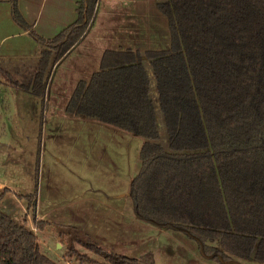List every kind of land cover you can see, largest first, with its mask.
<instances>
[{"label":"trees","instance_id":"16d2710c","mask_svg":"<svg viewBox=\"0 0 264 264\" xmlns=\"http://www.w3.org/2000/svg\"><path fill=\"white\" fill-rule=\"evenodd\" d=\"M99 1L81 0L77 20L48 39L10 0L15 23L42 47L24 89L45 97L55 67L86 35ZM157 6L168 18L170 49L106 50L100 71L77 84L66 114L146 140L130 190L140 220L182 230L222 264H264V0H157ZM158 111L169 151L159 143ZM63 230L68 256L79 244L107 264H156L153 253L125 256L75 227ZM0 264L58 263L41 251L33 230L0 210Z\"/></svg>","mask_w":264,"mask_h":264},{"label":"rangeland","instance_id":"374dc122","mask_svg":"<svg viewBox=\"0 0 264 264\" xmlns=\"http://www.w3.org/2000/svg\"><path fill=\"white\" fill-rule=\"evenodd\" d=\"M140 2L135 12L131 13L133 6L127 4L121 14L116 15L108 36L96 42L89 38L64 63L57 64L49 79L45 98L26 92L29 89L23 86L29 88L30 82L25 75L19 78L17 86L21 96L16 98V84L11 83L8 74L0 75V103L1 107L4 103L7 107L3 111L4 117L12 115V109L18 103L20 122L34 126L20 132V139H3L11 147H3L4 151H9L6 152L7 157L5 153L1 158L4 161L1 164H11L14 173L13 177L9 176L3 170L4 166L0 165V175H4V180H10L13 187V191L1 189L0 192L4 194L0 200V210L13 221L26 224L33 230L38 236L41 251L58 264H107L101 256L79 244H74L77 253L68 256L69 238L62 232L69 227L89 234L102 248L125 256L141 257L153 253L156 264H222L205 258L199 243L182 230L156 227L136 216L130 190L142 166L140 153L146 141L143 137L118 126L84 122L66 114V107L77 86L70 78V62L85 56L91 47L95 46L93 50L97 51L105 47L116 49L119 44L115 40L121 31L130 33L131 25L135 24L141 28L142 41L139 43L137 37L133 36L128 41L129 47L134 49L137 47L135 44H140L147 51L170 49L168 18L158 9L157 0ZM107 4L105 1L100 4L98 24L104 22ZM1 10L2 13L5 11ZM129 15L130 19L127 17ZM14 26L15 29L8 28L4 34H0V66L11 74L19 70L18 66L14 68L11 65H16L18 60L12 58L11 50L25 48L33 57L35 54L29 44H36L39 56L42 49ZM97 28L98 25L93 34ZM9 35L12 36L4 39ZM90 43L93 46H89ZM146 65L149 66L148 62ZM92 69L100 71V66L96 67L94 60ZM148 70L152 80L151 94L160 111L153 73L151 68ZM159 130V143L169 151L161 112ZM10 150L13 161L9 158ZM3 153L0 152V155ZM118 209L124 217L120 216ZM36 221L43 223L37 226ZM122 224H125V228L117 233L114 227ZM230 264L259 263L233 259Z\"/></svg>","mask_w":264,"mask_h":264},{"label":"crops","instance_id":"0c3cea01","mask_svg":"<svg viewBox=\"0 0 264 264\" xmlns=\"http://www.w3.org/2000/svg\"><path fill=\"white\" fill-rule=\"evenodd\" d=\"M80 1L81 0H18V7H19L21 14L25 18V20L30 25L33 26L35 31L42 37L49 39L61 33L64 29L72 25L77 20V16H78L77 8H78V3ZM103 1L108 2L106 6L107 15L104 18V22L103 23L99 22L98 24L100 4ZM140 3H141L140 0H100L99 5L97 7V12H96L94 22L89 28L88 32L83 37V39L71 50V52L67 56H65L63 60L59 62L60 64L59 63L58 64L61 65L62 63H64V61L67 58H70L72 54L84 42L89 41L88 40L89 38H92L93 42L94 41L96 42V41L101 40V38L108 36L110 33L109 32L110 27L114 25V19L116 18V15H120L121 11H123L126 8L127 4H131L133 6L131 9V13H133L137 10V5ZM1 9H4L5 11L3 10L4 12L2 13ZM127 17L128 19H130L131 15ZM14 25H16V27H18V29L21 30L22 35L30 37L33 41H35L29 35L28 32L24 31L22 28L19 27V25L15 23L12 17L10 0H0V34H4L8 28L15 29ZM97 25H98V28H97L98 30L97 32H95V34H93ZM131 27H132L130 30L131 34L129 33V31L124 33L122 30L119 36L117 37V40H115L116 38L114 39L116 42L118 41V44H119V45H116L118 46L116 49H110L108 47H105V48H100L97 51V49L93 50L95 46H93V44L90 43L89 46H93V47H91V50L90 49L87 50V53H85V56H81L80 58H76L70 62V68L72 70L71 71L72 75L70 78L71 79L73 78V80L75 81V84H78L80 81H89L91 77L95 73L98 72V71H93L94 69H92V60L96 62V67L97 65L100 66L102 56L106 50H120V51L124 50L125 51L128 49H131L133 51H140V52L147 51V50L142 49L140 47V44H135L137 47H134V49L129 47L130 43H128V41L130 39H133V36L137 37V39L139 40L138 41L139 43L142 41L141 40V28L135 24L131 25ZM11 36L12 35H9L5 37L4 39L10 38ZM35 43L37 42L35 41ZM29 46H31L32 51H34L35 55L33 57L30 56V52L25 50V48H20L22 51L17 48H14L13 50L10 51V53H13L14 55L12 58L18 59L16 62V65L11 64L14 68L17 66L19 67L18 72L13 71V73L11 74L10 71H7L6 69H4L3 66H0V75H4L5 73L8 74V76L10 77L11 83L16 84L15 85L17 87L16 94H15L17 96L16 98L21 96L19 87L17 86L18 82H20L19 78L24 75L27 76L28 81L30 82V85H29V88H30L32 84L33 75H34V70L36 69L38 62H39L40 56L38 55L39 51H38L36 44H29ZM20 51L21 53L19 54ZM10 61H13V60L11 59ZM88 71H91V72L87 73ZM21 72H23V74ZM26 92H28L29 94H33L31 90H28ZM1 93H0V97H1ZM7 95L9 94L7 93ZM3 105L4 106L1 107V103H0V152H4L3 155H0V165L4 166L3 170H5L6 173H9L8 174L9 176H12V174L14 173V168L11 166V164L9 166H5L1 164L2 162H4L2 161L1 158H3L5 153L9 151L6 149H5L6 151H4L3 147L4 148H6L7 146L11 147L9 143L7 142L4 143L3 139L5 137H9V138L11 137V139L13 138L20 139L21 138L20 132L22 131L25 132L31 126L29 123L20 122V119H19L20 105L18 103H17V107L12 109V111L14 112L9 117H4L5 112L3 111L6 110L7 107L5 108V105H6L5 103ZM15 113L16 115H14ZM71 117H75L76 119L80 118V119H83L84 122H89V123H94V124L101 122L98 120L87 119V118L79 117V116H71ZM22 121H26V120H22ZM103 124H106V123H103ZM106 125H110V124H106ZM32 127L34 128V126ZM7 131H9L8 134H6ZM10 151L11 153H9V158L13 161L14 156L12 155V150ZM6 157H7V153H6ZM12 161H10L9 163H12ZM9 163H7V165ZM3 177L4 175H0V191L1 189H6L7 191H13L11 181L4 180ZM119 211H120L119 213L120 216L124 217L121 214L122 211L118 209V212ZM114 228H115V231L119 233L118 230L125 228V224H122L119 227H114ZM204 257L207 259L208 258L212 259L209 256H204Z\"/></svg>","mask_w":264,"mask_h":264},{"label":"water","instance_id":"95a60500","mask_svg":"<svg viewBox=\"0 0 264 264\" xmlns=\"http://www.w3.org/2000/svg\"><path fill=\"white\" fill-rule=\"evenodd\" d=\"M59 246H60V245H59ZM202 253H203V255L205 256V254H204L203 250H202Z\"/></svg>","mask_w":264,"mask_h":264}]
</instances>
